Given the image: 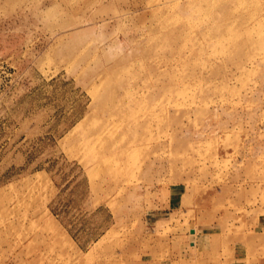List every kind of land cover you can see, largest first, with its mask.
Wrapping results in <instances>:
<instances>
[{"label":"rangeland","instance_id":"1","mask_svg":"<svg viewBox=\"0 0 264 264\" xmlns=\"http://www.w3.org/2000/svg\"><path fill=\"white\" fill-rule=\"evenodd\" d=\"M0 264H264V0H0Z\"/></svg>","mask_w":264,"mask_h":264}]
</instances>
